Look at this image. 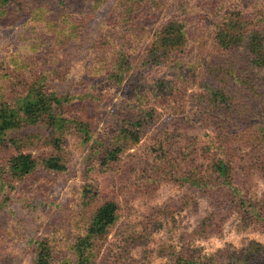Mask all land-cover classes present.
I'll return each instance as SVG.
<instances>
[{"label": "rangeland", "instance_id": "obj_1", "mask_svg": "<svg viewBox=\"0 0 264 264\" xmlns=\"http://www.w3.org/2000/svg\"><path fill=\"white\" fill-rule=\"evenodd\" d=\"M53 1L21 0L16 14L0 16V97L40 73L60 93H86L90 85L87 97L79 99L86 111L76 107L72 114L88 125L89 135L74 124L61 128L66 169L52 171L40 164L53 151L44 123L5 133L0 146V264H33L35 242L42 238L55 264H77L76 241L106 201L117 203L118 217L92 264H121L127 246L134 264H175L180 256L215 264L223 254L264 245V219L243 214L220 187L201 194L179 180L182 172L207 174L217 140L213 117H204L196 106L205 81L202 71L211 60L213 30L208 18L197 16L208 12L211 19L217 14L212 5L224 1L260 22L264 0H156L146 3V11L141 3L133 5V20L127 23L120 16L122 0H66L58 6ZM180 1L195 11V22L188 21ZM172 16L187 19L186 43L174 57L179 63L143 66L153 35ZM120 50L129 54L128 81L106 91L102 77ZM245 100L253 101L250 92ZM130 102L154 108L156 120L118 161L101 164L103 149L96 144L111 134L112 106ZM262 109L247 112L244 119L233 117L236 124L226 129L223 152H216L230 160L238 189L252 201L264 200V143L257 134ZM19 152L31 153L38 165L15 179L5 171L8 159Z\"/></svg>", "mask_w": 264, "mask_h": 264}, {"label": "trees", "instance_id": "obj_2", "mask_svg": "<svg viewBox=\"0 0 264 264\" xmlns=\"http://www.w3.org/2000/svg\"><path fill=\"white\" fill-rule=\"evenodd\" d=\"M156 0H122L120 12L125 23L131 22L133 5L142 4L146 11V3ZM160 2H162L160 0ZM248 2V0H246ZM66 0H54L53 4H66ZM241 3H243L241 1ZM120 4V3H119ZM181 7L188 11V21L195 22V11L189 10L188 3L180 1ZM207 6V5H206ZM217 14L211 19L208 12L199 15V18H208L213 26L209 49L212 51L211 60L204 65L202 76L205 81L200 82L202 91L197 94L196 106L204 117H213L212 124L216 127L217 140L212 143L215 156H212L207 174L196 175L182 172L180 182L186 183L189 190L196 189V193H207L210 189L221 188L235 205L243 208V214L252 218L264 219V200L252 201L245 198L238 189L234 168L230 160L222 158L227 128L232 124V118L244 119L246 113L257 109L259 113L264 108V17L259 20L246 16L237 5L227 2L212 5ZM17 8H22L21 0H0V16L5 12L16 14ZM194 18L195 20H193ZM187 19L172 16L153 35L146 55L142 60L143 66L161 65L166 63L178 64L176 52L182 49L187 40ZM215 50V51H214ZM120 50L112 64V70L104 73L102 77L105 90L115 91L128 81L127 73L130 67L129 54ZM226 54V55H225ZM174 58V59H171ZM169 59V60H168ZM181 60V58L178 57ZM220 61L230 65L221 66ZM98 71V70H96ZM100 76V75H99ZM131 81V79L129 80ZM159 83V82H158ZM12 85V83H9ZM9 87V85L7 86ZM91 87H93L91 85ZM80 94H70L69 89L60 93L55 88L48 87L46 75L36 74L25 80L24 86L19 89L9 90L7 96L0 97V146L6 132H17L24 126L44 123L50 130L48 144L53 151L41 159L40 164L46 170L63 171L65 163L61 161V145L63 138L61 128L71 124L77 125L85 135H89L86 123L77 120L72 114L77 113L76 107L86 111V106L80 102L86 98L88 91ZM250 92L253 99L248 104L245 98ZM80 99V100H79ZM70 109V111H69ZM261 116H264L263 114ZM205 119V118H204ZM155 109L143 106L136 102L128 104L119 103L112 106L110 111V136L100 139L96 146L102 148L101 164L108 165L118 161L128 145L138 141L140 133L154 123ZM229 121V126L226 122ZM257 121V120H256ZM23 126V127H22ZM257 134L264 143V121L258 128ZM12 143L17 139L9 138ZM109 140V141H107ZM102 141V142H101ZM108 144V145H107ZM38 165V161L31 153L19 152L12 155L7 161L6 171L11 178L20 179L28 175ZM108 167V166H106ZM118 205L115 201L104 202L97 210L87 227L75 244V258L77 264L96 263L102 245L107 239V229L118 217ZM133 244H136L133 242ZM250 251L223 254L222 262L215 264H264V245L255 243ZM121 264H134L127 247L123 248ZM184 259L180 256V263L175 264H202L194 256ZM33 264H55L53 254L46 239L35 242Z\"/></svg>", "mask_w": 264, "mask_h": 264}]
</instances>
